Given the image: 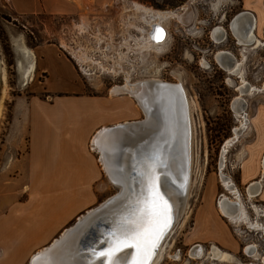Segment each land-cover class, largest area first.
Masks as SVG:
<instances>
[{
  "label": "rangeland",
  "instance_id": "obj_1",
  "mask_svg": "<svg viewBox=\"0 0 264 264\" xmlns=\"http://www.w3.org/2000/svg\"><path fill=\"white\" fill-rule=\"evenodd\" d=\"M184 6L187 8L182 10ZM148 11L175 12L182 20L180 23L170 16L161 19L166 38L156 47H149L141 39V32L151 20L152 13L145 17ZM240 12H243L240 0H113L100 12L80 16H17L0 0V202L2 197L4 207L24 200L27 195L24 175L17 176L23 166L17 159L25 152V102L34 90L39 92L36 94L39 98L46 95L41 90L46 74L38 73L35 60L38 62L39 58L32 53L36 46L49 47L52 54L63 55L74 65L85 94L133 99L114 88L150 79L177 83L184 90L192 128L190 165L184 184L188 186V196L185 209L162 242L157 264H263L260 257L264 256L261 230L264 203L249 199L238 185L242 161L255 148L251 128L226 148L224 167L222 171L219 169L221 150L240 124L232 102L239 95L236 88L241 79L220 67L214 58L216 52L227 51L242 63V80L258 88L264 83V46L237 45L228 29L230 21ZM154 17L153 21L158 22ZM216 27H222L226 34L218 44L211 39ZM261 32L254 31L264 43ZM31 62L35 67L32 77L26 79ZM243 99L247 102L249 119L257 107H264L263 92L245 95ZM143 118L142 112L138 120ZM220 172L240 192L241 204L253 227L246 222H229L219 213L217 202L222 196L235 198L222 185ZM103 178L111 182L105 170ZM106 185L96 190L99 199H107L119 191L112 184ZM206 208L212 214L210 218L221 223L232 248L198 241L194 223ZM195 244L204 248L200 258L193 256L201 260L187 256ZM249 245L255 247L256 256L250 257L243 251ZM213 246L230 254L232 260L207 258Z\"/></svg>",
  "mask_w": 264,
  "mask_h": 264
},
{
  "label": "crops",
  "instance_id": "obj_2",
  "mask_svg": "<svg viewBox=\"0 0 264 264\" xmlns=\"http://www.w3.org/2000/svg\"><path fill=\"white\" fill-rule=\"evenodd\" d=\"M4 1L17 16H80L100 12L113 0ZM240 7L251 14L253 32L264 35V0H240ZM32 54L39 58L35 60L38 73L46 74L41 82L46 95L39 98L34 90L25 102V152L17 159L23 162L17 176L24 175L27 195L5 207L1 197L0 264H46L49 260L83 264L76 253L72 257L84 228L80 222L86 212L106 200L99 199L96 190L116 185L104 180L106 158L93 139L119 135L120 130L104 136L100 132L139 121L142 110L131 98L85 94L74 65L62 54H52L49 47L36 46ZM248 126L255 148L242 161L238 185L245 196L255 190L253 198L264 203V107H257L254 116L248 117ZM122 133L127 135V131ZM120 149L114 152L116 160ZM198 215L193 228L198 241L232 248L221 223L210 218L207 208Z\"/></svg>",
  "mask_w": 264,
  "mask_h": 264
},
{
  "label": "bare ground",
  "instance_id": "obj_3",
  "mask_svg": "<svg viewBox=\"0 0 264 264\" xmlns=\"http://www.w3.org/2000/svg\"><path fill=\"white\" fill-rule=\"evenodd\" d=\"M186 6H184L182 10H185L187 8ZM146 13L147 15H150L151 13L153 15L155 12L148 11ZM152 15H150L151 21H153L154 17ZM154 15L156 16L154 17L155 20H158V22L153 21L154 23H151L147 21V23L152 26L153 32L155 31L152 36L154 41H146L149 47H156L160 44L159 42L163 41L162 39H164V30L159 25H157L161 23L160 21L163 17L170 16L176 18V20L180 23L182 21L180 14L178 15L175 12H165L164 14H160V12L158 14V12H156ZM249 15L250 14L247 13L234 16V18L232 19L233 21L229 24V30L234 40L237 42V45L244 47L252 46L256 48L257 46L261 45V42L256 38L253 32V20ZM217 34H220L222 37V35L224 36V31L220 29L216 30L212 34L213 40L215 42H220L221 37H217ZM27 54L29 55L30 53L27 51ZM30 56L32 55L30 54ZM214 58L225 72H230L232 69H236L237 71H233L232 74L239 76L238 68L241 65V62L240 64L237 63L231 53L227 51H218L216 52ZM34 67L35 66L31 62L28 71L25 72L26 79L32 77V71L34 70ZM242 84L243 88L238 89L239 95L235 97L232 102V109L234 113L241 117L240 124L234 129L233 135L226 140L225 147H223V149L221 150V161L219 165V169L221 171L224 167L223 154L227 151L226 148L228 146H231L248 128V116L246 108L242 104V102H247L243 99V96L250 95L252 93H259L264 90V83L259 88L255 86L252 87L250 84L245 83L244 80H242ZM114 91L117 93L123 92L124 94H128L130 97H132L137 106L142 110L144 114H146L147 122L143 127L135 130L136 133H134V136L132 132L128 135H123L121 131L119 135H108L109 137H106L105 139H93L92 144L96 147L99 143V149L106 158V160L104 161V170L107 176L114 184H116L117 186L118 184H120L121 186L119 195H117L120 200H116V198L114 201L107 204L103 210L98 212L100 217H94V220L92 222L90 221L83 223L84 228H82L83 231L81 230V237L79 236V238L77 239L72 257H74V254L76 253L77 258L82 257L84 260H87L90 263V261L93 259L92 252L91 250H87L90 246L87 248L84 247V243L86 242V240H89L93 237L96 238V233H99L98 240H110L111 235L109 234L113 233V230L117 227V225L120 224L125 218H130L136 206H130L131 208H129L128 202L132 201L136 204L138 195H140L141 192L135 193V185H138L140 189L145 186L143 174L149 167V162L144 157V154L146 153H143V150L145 148H149L150 146L154 148L153 146L155 145H158V148H161L162 144L166 143L167 148L164 149V154L167 158L173 159L168 165V168L164 169L165 174L168 175L160 179L159 185L160 192L167 202V209L170 210V212L166 213L167 231H165L163 235H160V238L156 243V247L153 250V254L148 261V264H157L161 257L160 251L162 248V244L164 243L166 237H168L167 235L173 229L178 217L185 209L184 207L188 196V186H184V184L186 183L188 178L190 165V145L192 138L189 103L180 84L166 83L158 79H150L142 82L139 81L135 84L126 83L124 86L115 87ZM129 138L135 140L136 142V154L134 156L137 158L134 161L133 159L132 161H130V159L126 157L127 159L124 160V164H119V161H117L115 157L113 158V156H116L114 152L118 148H122V150H128L126 146L130 144V142L128 143ZM185 145L187 146V160L184 156ZM137 150H140L139 155L137 153ZM159 159L160 158H158V161ZM186 169L187 171L185 173ZM220 181L227 190L230 191L231 188V191L235 192L238 197H240L239 192L231 179L223 175L221 172ZM246 195L249 199L253 198L255 196V190H248ZM234 203L237 202L231 201L227 197H221L218 200L219 213L223 217L228 219L229 222H247L249 226H252V223L247 221L246 211H244L243 209L238 211L239 205L237 208H234ZM101 218H103V221L104 219L105 221L108 220L106 221L108 223L104 222L105 224L102 229L104 231L102 232H100L99 230L101 229L99 225L103 222L100 221ZM87 225L88 227H86ZM258 226V224H255L254 227L258 228ZM258 229L260 230V228ZM78 230H80V228ZM261 230H264L263 227L261 228ZM107 234L109 236L106 239L105 236ZM105 245L107 246V244H104V246ZM196 245L190 247L191 251H189L188 256L191 259H197L195 257L200 258L201 255H203V248ZM214 247L211 251L212 254H209V259L215 261L216 259H218L222 260L223 262H229L232 260V256L230 254L224 251H220L218 248ZM93 249L96 248L94 247ZM86 250L89 251L88 254L83 253ZM133 251V249H125L123 252L119 253L118 255L120 258V264H125V261H128L130 259ZM244 251L248 256H252L255 249L253 246L249 245L245 248ZM260 260L264 263V256H262Z\"/></svg>",
  "mask_w": 264,
  "mask_h": 264
},
{
  "label": "snow or ice",
  "instance_id": "obj_4",
  "mask_svg": "<svg viewBox=\"0 0 264 264\" xmlns=\"http://www.w3.org/2000/svg\"><path fill=\"white\" fill-rule=\"evenodd\" d=\"M144 187L130 218H125L113 230L110 240L102 241L107 247L93 249L92 255L100 264H120L119 253L133 249V258L125 264H148L156 243L166 226L167 202L156 187V176L149 165L143 174ZM46 264H55L49 260ZM95 264V261H90Z\"/></svg>",
  "mask_w": 264,
  "mask_h": 264
},
{
  "label": "water",
  "instance_id": "obj_5",
  "mask_svg": "<svg viewBox=\"0 0 264 264\" xmlns=\"http://www.w3.org/2000/svg\"><path fill=\"white\" fill-rule=\"evenodd\" d=\"M228 29H229V26H228ZM163 40V39H162ZM152 41H154V39L152 38ZM242 104L244 105V107L246 108V103H244V102H242ZM147 116H146V114H144V118L142 119V120H139V121H136V122H132V123H128V124H124V125H118V126H116V127H114V128H111V129H104V130H102L101 132H100V135H102V136H104V135H106V134H108V133H110L111 132V130H120V131H123V132H125V131H127V135L129 134V133H133V136H134V133H136L135 132V130L136 129H139L140 127H143L144 126V124H146V122H147ZM185 140V139H184ZM130 142V144L128 145V146H126V148L128 149V150H122V148L120 149V152H119V154H120V157H119V159H117V161H119V164L120 163H122V164H124V160H126L127 158L126 157H128V159H130V161H132V159H133V161L134 160H136V158L137 157H135L134 155L136 154V142H135V140H132L131 138H129V140H128V143ZM184 146V145H183ZM154 148H152L151 146L149 147V148H145L144 150H143V153H146V154H144V157H145V159H147V161L149 162V165H151L152 166V171L155 173V176H156V178H157V180H156V187L159 189V191H160V185H159V182H160V179L162 178V177H164V176H166V175H168V174H165V172H164V169H167L168 168V165L171 163V161H172V159L171 158H167L166 156H165V154H164V149H166L167 148V144L166 143H163L162 144V146H161V148H158V145H155V146H153ZM184 149V148H183ZM140 150H142V149H140ZM140 150H137V153H138V155H139V152H140ZM184 156H185V158L187 157V146L185 145V149H184ZM158 158H160L159 159V161H158ZM104 160V159H103ZM186 160H187V158H186ZM187 168V167H186ZM163 170V171H162ZM186 171H187V169L185 170V173H186ZM184 173V174H185ZM172 178V177H171ZM118 187H119V191L116 193V194H114L113 196H111V197H109V198H107L104 202H102L101 204H99L98 206H96V207H94L93 209H91V210H89V212L87 213H85V217L83 218V221L82 222H80V223H85V222H92L94 219V217L96 218V217H100L99 216V211H101V210H103L104 208H105V206L107 205V204H109V203H111L112 201H114L116 198V200H120V198L119 197H117V195H119V192H120V188H121V186H120V184H118ZM137 187V188H136ZM135 193L136 192H138V193H140L142 190V188L140 189V187L138 186V185H135ZM161 193V192H160ZM162 195V194H161ZM139 196L140 195H138V198H139ZM131 199H134V198H131ZM165 200V199H164ZM136 206V204L134 203V202H132V201H129L128 202V207L129 208H131V207H133V206ZM131 206V207H130ZM233 207L235 208H237L238 207V203H234L233 204ZM170 212V210H168L167 209V213H169ZM101 215V214H100ZM105 218V217H104ZM101 222L103 221V218H101V220H100ZM106 221H108V220H106ZM105 221V219H104V221L99 225V227H101V229H99L100 230V232H102V231H104V230H102L103 229V227H104V224L105 223H108V222H106ZM105 222V223H104ZM169 223V222H168ZM86 227H88V225L86 226ZM85 227V228H86ZM165 231H167V224H166V226L163 228V232L161 233V235H163V233L165 232ZM82 234V233H81ZM97 235H96V238H91V239H87L86 240V242L84 243V247L85 248H87V247H89L87 250H91V252H92V249L95 247L97 250H99V249H102V248H104V247H107L106 245L104 246V243H102V241L103 240H98V235H99V233H96ZM112 233H110L109 235H111ZM108 234L105 236V238L107 239L108 238V236H109ZM93 239V240H92ZM83 240V239H82ZM83 250V249H82ZM85 251V252H83V253H85V254H88L89 253V251ZM82 253V254H83ZM133 253H134V251H133ZM133 253H132V255H131V257H130V259L129 260H131L132 258H133ZM92 260L91 261H95V264H100V259L99 258H97V257H94L93 255H92ZM128 260V261H129ZM83 261V264H88L89 263V261H87V260H82ZM90 264V263H89Z\"/></svg>",
  "mask_w": 264,
  "mask_h": 264
},
{
  "label": "flooded vegetation",
  "instance_id": "obj_6",
  "mask_svg": "<svg viewBox=\"0 0 264 264\" xmlns=\"http://www.w3.org/2000/svg\"><path fill=\"white\" fill-rule=\"evenodd\" d=\"M244 14H247V13H245V12H243ZM251 15V14H250ZM231 22V21H230ZM255 22V21H254ZM157 25H159L161 28H162V26L160 25V24H157ZM223 30V28L222 27H216V28H213V30H212V32H211V39L213 40V38H212V34L216 31V30ZM163 30H164V28H163ZM224 31V30H223ZM164 33H165V38H166V32H165V30H164ZM214 35H216V34H214ZM217 37H221V35L220 34H217ZM226 38V34H225V31H224V36L222 35V37L220 38L221 39V41H222V39L223 38ZM165 38H164V40H165ZM220 41V42H221ZM213 42L214 43H216V44H218L219 42H215L214 40H213ZM236 62L237 63H239L240 64V62H238L237 60H236ZM242 64V63H241ZM241 65L239 66V68H238V73H239V78L241 79L242 78V73H241ZM233 71H237L236 69H232L230 72H226L227 74H229V75H233L232 73H233ZM243 79V78H242ZM244 82L245 83H248V82H246L245 80H244ZM249 84V83H248ZM242 80H241V82H240V85L236 88V91L238 92V89L239 88H243L242 87ZM251 85V84H250ZM252 87H254L253 85H251ZM258 88V87H257ZM240 119H241V117H240ZM229 191V190H228ZM230 191H231V188H230ZM229 193H232L233 195H235L234 197L235 198H230V197H227V196H222V197H227L229 200H231V201H236L237 203H238V205H239V209H238V211L239 210H241V209H243L244 211H245V209H244V207H243V205L241 204V199L238 197V195L235 193V192H233V191H231V192H229ZM217 204H218V202H217ZM247 221H248V217H247ZM247 223V222H246ZM252 227V226H251ZM264 229V228H263ZM264 231V230H263ZM250 246H253V245H250ZM254 247V246H253ZM254 249H255V247H254ZM256 251V250H255ZM254 251V254L252 255V256H256V252ZM252 256H250V257H252ZM261 258V257H260ZM261 263H263L262 261H261ZM239 264H242V263H239ZM264 264V263H263Z\"/></svg>",
  "mask_w": 264,
  "mask_h": 264
},
{
  "label": "built area",
  "instance_id": "obj_7",
  "mask_svg": "<svg viewBox=\"0 0 264 264\" xmlns=\"http://www.w3.org/2000/svg\"><path fill=\"white\" fill-rule=\"evenodd\" d=\"M143 13V12H142ZM145 14V17H149V15H147V13H144ZM150 22H151V20H150ZM155 32V31H154ZM154 32H153V28H152V26L150 25V24H146V27H145V30L143 29V32H141L142 33V37H141V39L143 40V42H145V41H149V42H151L152 41V36H153V34H154ZM196 245V244H195ZM196 246H198V247H203L202 245H200V244H198V245H196ZM204 249V248H203ZM245 249V248H244ZM205 251V250H204ZM244 251V250H243ZM187 256H188V254H187ZM194 260H201V259H194Z\"/></svg>",
  "mask_w": 264,
  "mask_h": 264
}]
</instances>
